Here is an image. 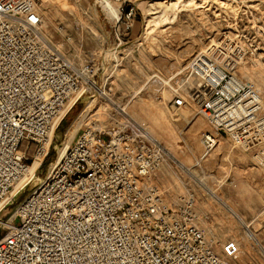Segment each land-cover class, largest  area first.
Here are the masks:
<instances>
[{"label":"built area","instance_id":"obj_1","mask_svg":"<svg viewBox=\"0 0 264 264\" xmlns=\"http://www.w3.org/2000/svg\"><path fill=\"white\" fill-rule=\"evenodd\" d=\"M132 13L128 9L126 18ZM45 23L38 0H0L3 207L14 205L13 189L30 164L22 146L29 152L35 144L37 155L46 147L47 154L50 134L75 104L64 111L71 95L81 92L84 71L92 70L90 63L79 69L54 49ZM243 51L223 37L196 54L184 73L171 78L172 108L192 99L217 133L255 150L264 164L262 96L236 73ZM144 130L131 124L87 126L77 133L18 202L16 219L0 217L6 228L0 264H236L237 241L226 240L222 254L214 250L196 220L193 194L173 211L146 183L162 156ZM204 139L209 146L214 142L209 133Z\"/></svg>","mask_w":264,"mask_h":264},{"label":"rangeland","instance_id":"obj_2","mask_svg":"<svg viewBox=\"0 0 264 264\" xmlns=\"http://www.w3.org/2000/svg\"><path fill=\"white\" fill-rule=\"evenodd\" d=\"M170 1L111 0L119 14L115 16L98 0H38L53 48L79 69L90 63L92 70L84 71L80 97L56 128L36 175L0 217L16 219L18 202L52 169L60 147L71 143L83 128H121L124 121V127L135 124L153 131L156 138L149 137L162 157L146 183L160 190L171 209L175 211L193 194L196 220L208 240L210 237L219 245L237 239L240 252L236 264H264V168L256 165V151L245 150L217 133L195 111L199 107L190 98L195 110H173L174 94L169 85L206 45L225 37L244 50L245 59L236 73L259 84L256 87L264 100V0H172L178 1L176 8ZM130 8L133 13L128 19L125 13ZM161 12H166L169 20L157 25L150 21ZM255 61L260 65L255 67ZM242 69L250 72L251 78L242 75ZM120 106L128 116L118 111ZM151 108L171 116L185 115L176 123L175 142L148 124ZM140 112L142 116H136ZM79 113L76 121L81 125L73 131V125L69 127ZM207 131L217 135L220 147L207 145ZM22 149L30 164L43 157L37 155L35 144L29 146V152ZM246 222H252L256 237L248 235ZM5 232L0 225V237ZM214 250L223 253L222 245Z\"/></svg>","mask_w":264,"mask_h":264},{"label":"bare ground","instance_id":"obj_3","mask_svg":"<svg viewBox=\"0 0 264 264\" xmlns=\"http://www.w3.org/2000/svg\"><path fill=\"white\" fill-rule=\"evenodd\" d=\"M99 2L102 3V5L112 11L114 13L115 16H119L118 12L114 9L112 3H111V0H98ZM170 5L171 6H174L175 8L178 6V1H170ZM120 11V9H119ZM121 12V11H120ZM41 13V12H40ZM120 18V17H119ZM170 16L166 13V12H161L159 13L158 15L154 16V18L152 20H150L151 22H153L154 24H158L160 22H164V21H167L169 20ZM216 40V39H215ZM215 40H213L212 42H214ZM212 42H210L209 44H211ZM208 44V45H209ZM206 45L204 47V49H202L201 51L205 50L207 48ZM200 51V52H201ZM198 54V53H197ZM245 59V57H243L240 61H238L236 67L238 66L239 63H241L243 60ZM255 65V67L257 65H260L259 62L255 61V63H253ZM259 70V75L262 74V70L261 68L259 67L258 68ZM242 75H245L246 77L248 78H251V73L248 72L246 69H242ZM256 86H259V84H256ZM96 87V86H95ZM257 89L259 90L260 88L257 87ZM103 91V90H102ZM80 97V92L78 93H75L73 95H71L68 103H67V106H66V109L64 111H66L73 103H75L78 98ZM133 104V103H131ZM118 105V104H117ZM196 107V104L194 102H191L189 100H187L185 102V104L182 106V107H191L195 110L194 107ZM262 106H263V110H264V100H262ZM135 107V106H134ZM133 110V109H132ZM119 112H121L124 116H128L129 114L127 113V111L125 110L124 107H119ZM136 111V110H134ZM197 112H199V110H197V107H196V110ZM196 112V113H197ZM135 113V112H134ZM133 113V114H134ZM132 115V114H131ZM201 117H203L204 119H206L201 113H200ZM133 116V115H132ZM136 116H142V113H138ZM150 116L152 119H149L150 121H148V124L150 123L151 125H153V127L155 128H158V129H161L163 132H165L171 139H172V142H175L176 140V134H177V130H176V123L178 124L179 121L183 118V116H185L183 113H179L177 115H169L168 113H161L160 111H156L154 110L153 108L150 109ZM207 120V119H206ZM118 122V121H117ZM119 123V122H118ZM125 122L122 121V127L123 128L125 126ZM147 124V123H145ZM56 125V124H55ZM81 125V121H76L74 124H73V131H75L79 126ZM94 126V125H93ZM96 128V126H94ZM150 126L148 125V128ZM145 128V127H144ZM72 129V128H71ZM152 133L153 131L151 129H149ZM146 132V134H148L149 136H152L151 138H156L153 136V134H151V132L149 133V131L147 130V128L144 130ZM179 132V131H178ZM206 133H209L211 134V137L214 139L213 141V144H215V146H221L222 143L219 142V139L217 138V135L213 132H210V131H207ZM54 135V132L52 131V133L50 134V138L53 137ZM203 139V138H202ZM195 140V139H194ZM200 139L197 140V143L201 146V144L199 143ZM69 142L68 143H65L64 146L60 147V151H59V156L58 158L56 159V161H58L62 155L64 154L65 150L67 149V147L69 146ZM236 145V144H235ZM172 146V145H171ZM46 152V149H44L43 153H42V156L40 159H34L33 163L29 164L28 168H27V173L25 175H23L20 180L18 181L17 185L15 186V188L13 189V192H12V197L13 198H17L18 194L20 191H22L26 184L32 179V177H34L36 175L35 171H36V168L41 164L43 158H44V154ZM255 158H256V165L261 168V166L264 168V164L263 162L261 161L259 155H255ZM35 164H38V166L35 168ZM183 164V163H182ZM183 166H186L185 164H183ZM262 169V168H261ZM5 201H2L0 202V212L4 209L3 205H4ZM251 223L252 222H246L245 223V226L246 228L248 229L247 233L250 237H253V236H257V232L253 229H251ZM247 235V236H248ZM249 239V238H248ZM239 245V248H240V244L238 242L237 239H235ZM209 241L211 242V244H213L214 248L219 250L221 245L223 246L224 243L222 244H217L213 239H211L209 237ZM240 252V250H239ZM238 257V256H237ZM242 257V256H241ZM240 260V259H239ZM242 262V261H241Z\"/></svg>","mask_w":264,"mask_h":264},{"label":"crops","instance_id":"obj_4","mask_svg":"<svg viewBox=\"0 0 264 264\" xmlns=\"http://www.w3.org/2000/svg\"><path fill=\"white\" fill-rule=\"evenodd\" d=\"M117 19H118V18H117ZM183 108H191V107H183ZM71 109H72V108H71ZM71 109H70V110H71ZM69 112H70V111H69ZM69 112H68V113H69ZM68 113H67V114H68ZM79 115H80V113H79V114L77 115V117L73 120V122L71 123L69 129H70L71 126L75 123V121L78 119ZM41 164H42V162H41ZM258 168H259V167H258ZM260 169H261V168H260ZM261 170H262V169H261Z\"/></svg>","mask_w":264,"mask_h":264}]
</instances>
